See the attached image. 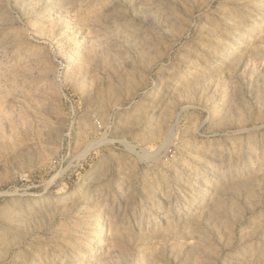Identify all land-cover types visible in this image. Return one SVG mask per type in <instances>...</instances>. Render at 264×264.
<instances>
[{
	"label": "rangeland",
	"instance_id": "obj_1",
	"mask_svg": "<svg viewBox=\"0 0 264 264\" xmlns=\"http://www.w3.org/2000/svg\"><path fill=\"white\" fill-rule=\"evenodd\" d=\"M0 264H264V0H0Z\"/></svg>",
	"mask_w": 264,
	"mask_h": 264
},
{
	"label": "bare ground",
	"instance_id": "obj_2",
	"mask_svg": "<svg viewBox=\"0 0 264 264\" xmlns=\"http://www.w3.org/2000/svg\"><path fill=\"white\" fill-rule=\"evenodd\" d=\"M2 237H3V235H2V234H0V241H1Z\"/></svg>",
	"mask_w": 264,
	"mask_h": 264
}]
</instances>
